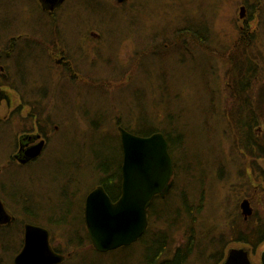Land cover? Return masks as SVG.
<instances>
[{"label": "rangeland", "instance_id": "374dc122", "mask_svg": "<svg viewBox=\"0 0 264 264\" xmlns=\"http://www.w3.org/2000/svg\"><path fill=\"white\" fill-rule=\"evenodd\" d=\"M9 1L16 8L8 12L0 9V57L5 55V50L12 51V56L7 60L5 56L0 58V66L15 62V55L25 43L17 37L25 31V19L30 18H47L53 26L60 22L62 37L69 39V54L79 60L76 52L84 54L77 69L84 77L83 82L68 79L67 74L55 68H47L44 73L55 77L57 85L53 88L49 78L39 79L41 88L51 87L44 92L51 102L44 113L58 129L34 163L20 167L11 162L10 156L21 133L36 132L32 117L38 114V109L33 108L34 112L28 116L25 108L22 121L10 122L3 118L8 108L0 107V181L8 185L22 183L18 190L26 201L13 204L19 208L24 205L22 212L19 211V221L49 224L55 247L68 259L66 264H146V250L155 239L163 243L160 260H171L177 249L183 251L189 242L191 251L182 264H218L230 249L242 247L250 250L252 264H260L264 244L253 250L233 242L234 225L246 233L264 216V158L251 159L243 152L234 122L238 113L243 115L248 111L249 102L246 95L238 98L230 92L232 84L239 85L235 80L236 66L247 68L253 62L258 74L250 85L251 97L254 104L259 99L264 105V95L258 98L264 91V1L126 0L118 5L114 0H69L75 10L71 15L63 8L49 17L41 14L30 0H5ZM86 1L92 4L89 11L79 7V2ZM259 3H262L261 11L257 9ZM241 7L243 18H240ZM7 14L11 20H21L22 27L18 23L2 26L9 20L5 18ZM82 19H88L86 24L99 34L98 43L78 40L76 27L79 25L80 30ZM34 21L30 31L39 33L45 24L52 31L51 22ZM187 26L196 30V41L186 35ZM245 28L253 35L259 32L242 39L239 35ZM49 33L44 32L41 39L35 37L37 34L32 38L43 41ZM11 38L15 40L10 42ZM53 42L48 38L45 46H54ZM98 46L102 48L100 56L104 61L94 68L90 64L94 63L95 55L86 53L91 49L96 51ZM32 47L40 55L41 51ZM28 64L30 67L27 65L25 72L35 79L38 73ZM1 78L0 72L2 87ZM40 86L17 92L9 89L8 93L13 101L23 94L25 99H37ZM236 88L241 91L239 86ZM158 100L166 104V111L160 115ZM154 106L155 114L150 111L153 118L147 123H153L156 129L165 130L177 140L172 156L174 185L164 199L156 201L148 228L137 242L113 253H98L85 241L78 213L83 198L98 184L91 156L97 148L103 150L104 144L99 140L108 136L115 139L118 123L135 125L136 107ZM255 132L264 145V118ZM62 189L65 193L59 194ZM4 190L9 192L8 196L15 195L7 186ZM182 196L191 201L188 203L193 212L191 220L183 218V205H178ZM245 199L252 209L247 219L240 209ZM50 208L57 209L53 211L55 216L48 213ZM64 209L70 210L71 227L58 228L66 215ZM154 212L158 217L174 213V220L159 223ZM0 234L8 249L0 252V261L11 260L19 251L21 232L7 229Z\"/></svg>", "mask_w": 264, "mask_h": 264}, {"label": "water", "instance_id": "95a60500", "mask_svg": "<svg viewBox=\"0 0 264 264\" xmlns=\"http://www.w3.org/2000/svg\"><path fill=\"white\" fill-rule=\"evenodd\" d=\"M243 18L244 8H240ZM122 149V194L113 202L102 186L96 187L86 199L85 225L93 249L106 253L137 242L148 228L147 214L155 196L166 197L173 185V160L169 145L162 133L148 137L133 135L118 128ZM41 145L27 152V159H34L41 152ZM244 219L252 215L248 200L240 204ZM0 204V222L2 217ZM6 220V218H5ZM25 244L16 256L15 264H59L63 256L53 252L46 230L32 225L25 227ZM264 264V250L260 253ZM222 264H252L250 250L232 248Z\"/></svg>", "mask_w": 264, "mask_h": 264}, {"label": "flooded vegetation", "instance_id": "af4514ba", "mask_svg": "<svg viewBox=\"0 0 264 264\" xmlns=\"http://www.w3.org/2000/svg\"><path fill=\"white\" fill-rule=\"evenodd\" d=\"M114 1L115 3L119 5L125 2L126 0H114ZM35 2L39 6V9L42 12H45L48 15L50 14V16H53V14H56L59 10L63 8L65 9L67 8L66 10L69 12L70 15L75 11V10H72V5L68 3L69 0H35ZM80 6L83 7L82 8L83 10L88 9L89 11V6H92V4L89 3V1H86L85 3L79 2V7ZM87 21L88 19H82V22L80 24V30H78L79 25L76 27L77 29L76 36H78L79 38L78 40L93 41L95 43H98V41L100 40V36L98 33H95L93 32L92 29H90L91 27L86 24ZM62 22H65L64 24H66V21L61 20V23ZM59 24L60 22H58L55 26H53L52 31H50V29H46L47 28L46 24L44 25V29H42L39 33L32 32L29 30V34L26 35L24 31V33L21 36L19 35L17 37L19 41L20 39H22L20 42L25 41V44L22 47L21 52L19 51L18 54L15 55L16 56L15 62L13 64H8L7 66L5 64L3 66H0V72L2 73V77H3L1 78L3 85L2 87L0 86V107L2 105H5V107L8 108L7 115L3 118L9 119L10 122L19 121V120L22 121L23 118L25 117L22 114L23 109L25 108L28 109V113H27L28 116L34 112L33 108L38 109V112H37L38 114L32 117L33 125H35L34 128L36 132L27 131V132L21 133L17 137L16 143L14 146V153L10 156L11 162L20 167L28 166L29 164L34 163L37 159H39L48 147L49 137L53 133H55V131L58 129V127L56 125H53L52 121H50V117L46 114V112L44 113V109L47 106L51 107L50 100L45 98L47 97L48 94H44V92L45 91L48 92V89H50L51 87L53 88L55 85H57L55 77L52 78L50 76L44 75L45 70L47 68H50V69L55 68L57 70H60V72L67 74V76L69 77L68 79H71L76 82H83L84 80L82 73H79L77 70L78 68H80V66L83 63L84 54L78 51L76 52L77 56L80 55V60L76 57L74 58L75 55L69 54V50H68L69 39L67 37H64V38L62 37L61 29H59ZM32 26L33 24L30 25V28ZM44 32H50L48 38H52L53 40H55V43L53 42L54 46H52V44L49 47L45 46V40L48 38H46L43 41H38L35 39V37L36 38L40 37V39L41 37L44 38L43 36ZM64 33L67 34L66 32ZM35 34L37 35L34 38H32V36H34ZM68 36L71 37L70 34ZM14 40H15L14 38H11L10 42ZM34 42L38 44L36 45ZM32 45L36 46L41 51L40 55H37V53L33 51ZM9 48L12 50L14 49L12 47H9ZM91 50H92L91 52L88 50V54L86 53V55L102 54L101 52L102 48L99 46L96 47V51L94 49H91ZM11 53L12 51L6 52L5 50L4 52L5 55L1 56L0 58L3 57L4 59V56H5L7 60L12 56ZM30 59L32 60L31 62H29ZM28 63H30V65L38 73L35 76V79H33V77L30 78L29 74L27 75L25 72V68L27 67V65L29 66ZM50 63H52V65H50ZM12 66L15 69L14 71H12ZM27 76H29V79ZM44 77H47L50 79L51 81L50 88H48L47 86H42L43 88H41L39 84V79H44ZM59 80L60 79H57L58 82ZM24 82L26 84L24 87H22L21 85H24L23 84ZM34 85L36 88L40 86V89H39L40 94H38L39 98L25 99L24 94H23V96L21 98H18L17 100L13 101L10 99V96L8 93L11 90L10 87L16 88L15 92H17L19 90H23L25 87H30V90H31V87H33ZM25 96L27 97L28 95H25ZM38 145L42 146L39 156L34 159H27L26 157L27 152H29L31 149L35 148ZM3 184H4L3 181L2 182L0 181V204L2 206V212H3L1 214L4 219V222H0V231H5L7 229H10V231L15 230L16 232H21V234H20V239H19L20 242H19L18 253L11 260L0 261V264H15L14 260L16 256L24 248V244H25L24 237H25L26 225H32V226L46 230L48 233V237H49V245L52 248L53 252L64 257L63 260L59 264H66L68 259H66V256L62 254L63 251L60 248H58L57 246L55 247L54 239L51 233V227L49 226V224L42 223V222H30L26 220L24 222L19 221L18 219L19 211L22 212V210L24 209V205H22L21 208H19L18 206L15 207L14 205H17L22 200L23 202L26 201L23 198V192L18 190L19 186L22 187V183L11 182L8 185V182H6L4 186ZM5 185L8 188H11V190L15 192V195L14 193H12L11 196H8L9 192H6L4 190L6 188ZM98 186H101V185H97L94 188ZM23 187L28 188V186H23ZM17 193H19V195ZM63 193H65L64 189H62L59 194H63ZM5 194L6 196H4ZM16 198H18V200H16ZM7 201H9L10 204ZM60 203L62 204L61 201ZM74 209H76V207ZM55 210L57 209L50 208L48 213L51 216L53 215L55 216V214L53 213V211ZM79 211H81V215L84 220L83 221L84 222L83 229L85 230L84 232L87 234V228L85 225V218H84L85 211L84 210L82 211V209H80ZM64 212L68 213L70 212V210L67 211V209L66 210L64 209ZM57 219H60V217H58ZM62 226H67V224L63 225L60 220L58 228ZM2 240L3 238H2V235L0 234V252H5L8 249H7V246L4 245ZM88 241H89V238H88ZM225 257L226 256H224V258L218 264H222L225 260Z\"/></svg>", "mask_w": 264, "mask_h": 264}, {"label": "trees", "instance_id": "16d2710c", "mask_svg": "<svg viewBox=\"0 0 264 264\" xmlns=\"http://www.w3.org/2000/svg\"><path fill=\"white\" fill-rule=\"evenodd\" d=\"M30 2L33 3L39 9V6L36 4L35 0H30ZM261 4L262 3H259L258 7H257V9L260 11L262 10V8L259 9V6H261ZM15 8L16 7H15V4L13 2L9 1L8 3H6L5 0H0V9H4V11L8 12V9L13 10ZM39 11L41 12V14L44 13L45 16L46 15L48 16L47 13L42 12L40 9H39ZM24 15H25V13H24ZM5 18H8L9 20L6 23H3L2 26H11L12 27V25L15 23H18V25L20 26V22H22L19 19L11 20L12 17L9 14H7L5 16ZM249 19H251V17ZM34 20H37L40 23L51 22L47 18L42 19V20L41 19H33V18H30L28 20L25 19L26 28H24V29H25L26 35L29 34L30 25L31 24L34 25V22H35ZM52 26H53V23L51 22V27ZM20 27H22V26H20ZM190 28H191V26H187L188 32L186 31V35H189L190 37H192L196 41L197 40L195 37L196 30L193 31ZM258 32H259V30L257 32H255L253 35V33L251 32L250 29L245 28L244 31L240 32L239 37H241L242 39H243V37H246V38L251 37L252 38V37L256 36V34ZM250 34H252V36H250ZM252 44L254 45V43H252ZM20 52H21V50H20ZM103 61H104V59L102 56L95 55L94 60H93L95 65H94V63H92V64H90V66L91 67L93 66L94 68H96V64L101 63V62L103 63ZM233 65L236 66L235 63H233ZM255 67L256 66L253 64V62L251 64V67H247V68L242 67V66H236L235 70L238 73V78H235V80H238L237 82L239 85L232 84V89L230 92L231 96H233V97L239 96L238 98H241V97L246 95L247 97H245V98L249 102V108H251V109L248 108V111L245 112L243 115L241 113H238L236 115L237 119L234 122V124H236V127H235L236 138L238 139V141L241 142V147L244 150L243 152H245L251 159L264 158V145L260 144V138H258L259 135L257 134L258 132H255V130L258 128V122L260 121V119L264 118V110H263L264 105H261V103H263V102H261L259 99L254 104L255 99L253 97H251L252 92H251V88H250L251 83L254 82L253 78H255L256 74H258V69H256ZM233 80H234V77H233ZM237 86L240 87V90H241L240 92L237 90V88H236ZM10 89L14 92L16 91V88L10 87ZM262 95H264V91L261 92V94L258 98H260ZM155 108H156V106H154L153 108L136 107L138 112H136L137 121L135 122V125L133 127H129L128 124L124 125L123 123H118V127H121L124 130H126L127 132H129L133 135H136V136H140V137H148V136H151L155 133H162L168 142L170 154H171V156L174 157V152H175L174 149H176V141L177 140L174 139L173 137H171L170 134L165 133V130L156 129L155 125L153 123H149V124L147 123L148 119L153 118L151 116L152 115L151 112H153L155 114V111H154ZM157 110L159 111V115L166 111V104L164 101L158 100ZM233 116L234 115H232V118H233ZM155 117H156V115H155ZM110 139H112V140H110ZM99 141L103 142V144H104L103 150L100 151V149H99L100 147H99L93 152V156H91L92 159L94 160V161H91L93 163V166H94V171H96L98 173V184L97 185H101L104 188L107 195L109 196V198L112 201H116L120 197L119 196L120 183L122 182L121 166H122L123 155H122V149H121L119 134H118V132L115 133V139L111 138V137L109 138V136H108V137H106L102 140H99ZM90 149L91 150L93 149L92 145H91ZM186 156H187V153H186ZM157 200H161V199L156 197L154 199L151 207L148 210V218L149 219H151V217H152L151 214H152V211L154 210V205H155ZM189 202H191L189 197L186 196L184 198L182 196L178 205H183V213H182L183 218L184 217H187V218L190 217V220H191L193 212L191 213L192 210H191V207L188 205ZM80 206L81 205H79V207ZM79 210H80V208H79ZM80 213H81V211H80ZM64 214H66V215L64 216L63 220H61V223L63 225L67 224V226L71 227V225L68 222L69 212L64 213ZM155 215H156V213L154 212L153 216H155ZM173 215H174V213H173ZM173 215L171 213H167L166 215H163L162 217L155 216L156 217L155 219L159 223L164 224V223H168L171 220H174ZM80 219H81L82 230L84 232L85 230L83 229V226H84L83 217L81 216ZM235 227H237V229H235ZM232 228H233V236L235 238V241H233V242H236V243L244 245V246H248L253 250H255L260 245L264 244V216L258 218V220L255 222L254 225H252L251 228H249V229L247 228L249 231L246 233H243V231L239 229L238 225H234ZM84 234H85L84 235L85 241L88 242V244H90L88 241L87 234L85 232H84ZM162 244L163 243L161 242L160 239H155V241H153L152 243H149L150 248H148L146 250V264H182L189 257L191 247H192L191 243L187 242L184 245L185 249L183 251H181L182 248L177 249L176 253L173 255L171 260H169V259L168 260H160L159 252L163 249ZM158 260H160V262Z\"/></svg>", "mask_w": 264, "mask_h": 264}, {"label": "bare ground", "instance_id": "6f19581e", "mask_svg": "<svg viewBox=\"0 0 264 264\" xmlns=\"http://www.w3.org/2000/svg\"><path fill=\"white\" fill-rule=\"evenodd\" d=\"M119 128V127H118ZM171 155V154H170ZM171 158H172V156H171ZM173 160V159H172ZM173 168H174V165H173ZM173 181H174V179H173ZM95 189V188H94ZM104 189V188H103ZM93 191V190H92ZM91 191V192H92ZM90 194V192H88L87 194H86V196L83 198V201H82V204H81V206H80V209L82 208V211L84 210L85 211V206H86V199H87V197H88V195ZM121 194H122V182L120 183V192H119V196L121 197ZM160 198L159 196H155V198ZM154 198V199H155ZM165 198V197H164ZM164 198H161V199H164ZM119 199V198H118ZM117 199V200H118ZM116 200V201H117ZM116 201H113V202H116ZM79 213V216L81 217L82 215H81V213H80V211L78 212ZM84 218H85V216H84ZM147 219H148V217H147ZM87 235H88V231H87ZM88 238H89V235H88ZM89 241H90V238H89ZM89 243H91V241L89 242ZM119 248H117V249H114V250H109L108 252L109 253H113V252H115V251H117ZM108 252H106V253H108Z\"/></svg>", "mask_w": 264, "mask_h": 264}]
</instances>
